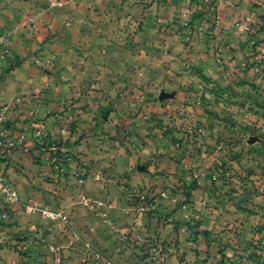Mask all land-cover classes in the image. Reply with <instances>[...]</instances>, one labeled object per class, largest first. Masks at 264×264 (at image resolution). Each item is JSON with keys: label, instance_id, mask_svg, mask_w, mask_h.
<instances>
[{"label": "crops", "instance_id": "obj_1", "mask_svg": "<svg viewBox=\"0 0 264 264\" xmlns=\"http://www.w3.org/2000/svg\"><path fill=\"white\" fill-rule=\"evenodd\" d=\"M199 2L0 0V30L15 55L0 78V104L39 93L44 103L36 122L45 131L5 159L18 201L0 222V264L23 257L35 264L81 241L118 247L135 231L222 248L255 234L226 195L211 202L215 128L203 123L207 114L197 103L208 96L202 85L239 80L247 62L264 55V0H212L216 22L199 29L212 20L209 12L199 15L181 34L178 21ZM59 157L64 174L56 169ZM193 172L204 174L190 192L198 228L168 201L147 211L134 195L188 184ZM32 205L61 211L64 219L45 218Z\"/></svg>", "mask_w": 264, "mask_h": 264}, {"label": "rangeland", "instance_id": "obj_2", "mask_svg": "<svg viewBox=\"0 0 264 264\" xmlns=\"http://www.w3.org/2000/svg\"><path fill=\"white\" fill-rule=\"evenodd\" d=\"M254 51L252 48L251 52ZM260 52L258 50L255 54ZM263 58L261 54L258 61L247 62L239 80L231 79L227 85L217 82L202 85L201 89L208 96L200 98L197 103L207 114L203 123L215 128L211 130L213 142L209 150L214 159L210 172L217 181V185L213 184L217 194L211 202L215 203V199L226 195L225 199L232 200L234 206L250 218L255 234L249 235L245 243L222 248L221 242L207 245L202 238L198 241L188 240L187 237L168 240L169 237L167 239L163 235L145 236L146 241L140 242L135 237L143 234L135 231L131 238L123 237L118 247L81 241L79 248L65 247V252H58L54 258H44L45 261L38 260L35 264H264ZM185 186L182 184L176 188H181L185 194ZM113 249L118 254L127 251L128 258L114 259L106 253ZM219 249L224 250L232 260L222 258L220 261L222 255ZM17 251L23 255V245ZM23 259L16 264H28Z\"/></svg>", "mask_w": 264, "mask_h": 264}, {"label": "built area", "instance_id": "obj_3", "mask_svg": "<svg viewBox=\"0 0 264 264\" xmlns=\"http://www.w3.org/2000/svg\"><path fill=\"white\" fill-rule=\"evenodd\" d=\"M200 6L188 10L182 14V18L177 23V31H184L185 35L193 30L194 22L198 17L211 14L212 20H202L199 29L208 28L217 20L216 13L212 12V1L202 0ZM211 10V11H210ZM213 22V23H212ZM244 30L250 31V25L247 23L240 24ZM15 61V55L9 45L7 36L0 30V78L8 66ZM44 103V98L37 92L22 96H16L8 102L0 104V222L8 219V207L18 201V194L14 186L10 184L5 172V159L16 149H22L29 137L42 139L45 135L44 128L37 124V115L39 106ZM64 158L59 157L56 162V169L64 174ZM204 174L199 172L191 173V179H199ZM78 181H82L83 174L76 172L74 174ZM138 201H144L143 207L147 211H154L159 200H168L174 207L179 209L184 219L198 220L199 213L190 209V204L185 201L181 188L162 189L153 199L146 200L148 196L144 193L134 194ZM31 209L48 219L63 218L62 212L32 205ZM140 242H145L143 235L135 237ZM154 249V248H153Z\"/></svg>", "mask_w": 264, "mask_h": 264}, {"label": "trees", "instance_id": "obj_4", "mask_svg": "<svg viewBox=\"0 0 264 264\" xmlns=\"http://www.w3.org/2000/svg\"><path fill=\"white\" fill-rule=\"evenodd\" d=\"M212 1V0H211ZM203 2H202V0H201V2H199L197 5H195V6H200L201 4H202ZM211 11V10H210ZM211 13H213V10H212V12ZM252 31V30H251ZM253 31H254V29H253ZM181 34H183V35H185V32L184 31H181ZM186 186H185V194H184V197H185V201L187 202V203H189L190 204V192L193 190V189H195L196 187H197V185H196V180L195 179H191V181L188 183V184H185ZM148 195V194H147ZM154 197H156V195H151V196H146L145 197V199L148 201V200H150V199H153ZM166 201H168V200H166ZM169 202V201H168ZM170 203V202H169ZM171 204V203H170ZM190 209H193V210H195V211H197L198 209H194L193 208V206H191L190 205ZM199 211V210H198ZM200 212V211H199ZM185 221H186V225L188 226V227H195V228H198V226H199V224H200V219H198V220H190V219H185ZM204 234H205V232H203V236H204ZM194 240V239H193ZM145 245V248H146V245H147V243H145L144 244ZM223 256H221V260L220 261H222L223 259Z\"/></svg>", "mask_w": 264, "mask_h": 264}]
</instances>
